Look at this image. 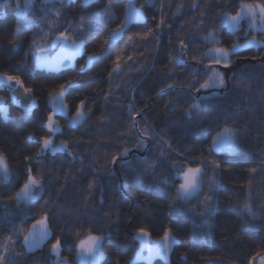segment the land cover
Segmentation results:
<instances>
[{
    "label": "trees",
    "instance_id": "16d2710c",
    "mask_svg": "<svg viewBox=\"0 0 264 264\" xmlns=\"http://www.w3.org/2000/svg\"><path fill=\"white\" fill-rule=\"evenodd\" d=\"M8 1L0 0V77H15L25 92L31 89L27 93L35 108L29 117L16 104H9L8 118L0 112V154L11 173L10 183L0 180V256L18 264H51L56 239L78 244L88 235H99L105 236L100 264H128L139 247L133 239L138 228L146 229L155 241L172 229L179 245L171 264H252L264 255V48L231 55L227 89L208 96L192 117L184 115L195 103L189 93L197 96L194 89L210 75L204 71L210 64L205 53L215 46L205 38L219 36L225 49L243 44L249 37L246 24L243 30L230 32L222 27V14L235 15L240 3L253 0H152V4L137 0L132 4L143 11L145 21L125 29L109 51L106 41L125 22V0L123 5L120 0H98L86 11H81L82 0H76L41 5L29 13ZM194 4L198 6L193 8ZM96 13L106 15L98 30L89 32L88 23L98 19ZM161 20L164 24L158 27ZM62 32L75 41L82 33L89 36L83 54L65 71L36 68L35 58L50 54ZM181 52L187 64L173 59ZM94 53L104 59L82 72ZM117 56L120 70L113 71ZM69 81L77 82L65 95L70 114H76L81 100L87 114L84 124L75 128L53 114L49 104L59 85ZM168 85L173 90L161 91ZM1 98H8L4 89ZM49 114L60 129L54 143L65 144L67 151L37 157L41 137L49 134L45 127ZM133 120L138 123L133 125ZM224 129L238 132L237 153L213 152V139ZM141 136L149 143L147 149L137 147ZM125 148L132 150L128 162L113 164V157ZM174 166L202 168L206 178L212 168L218 170L220 189L210 244L196 240L200 228L170 211L184 205L177 195L183 181L172 175ZM26 172L43 185L41 196L16 210L4 206L2 202L28 181ZM164 178L171 183L161 185ZM246 204L254 216L244 211ZM7 214L12 220L4 226ZM45 216L50 218L46 226L52 235L29 252L21 241ZM76 249L63 247L61 256L79 264Z\"/></svg>",
    "mask_w": 264,
    "mask_h": 264
},
{
    "label": "snow or ice",
    "instance_id": "6c2138e0",
    "mask_svg": "<svg viewBox=\"0 0 264 264\" xmlns=\"http://www.w3.org/2000/svg\"><path fill=\"white\" fill-rule=\"evenodd\" d=\"M42 4L44 6L54 4L56 2H59L61 4H64L66 0H41ZM75 0H67V3L71 4L74 3ZM98 3V0H83V8L81 11H86L90 5L95 6ZM121 5H123V0H120ZM149 4H152V0H149ZM198 5H193V8L197 7ZM19 8V5L17 6ZM109 8L112 7V5H108ZM54 13L56 15H59V12L55 9H53ZM20 15H23V12L19 13ZM98 19L96 21H89L88 23V29L89 32L96 29V26L99 25L101 22V19L106 15V13H96ZM111 18V17H110ZM84 17L81 16L79 19V23L83 25ZM144 15L141 11L132 8L130 5L126 8V17L125 22L120 26L119 29L115 30L113 33L110 34V38L108 41H106L107 49L106 51L111 50L114 45L115 41L119 39L122 33H124L125 29L129 27L130 24H132L134 21H143ZM248 22L249 29H255L257 31L264 32V0H253L251 3H240L238 5V10L235 15H231L228 13L222 14V26H227L231 32H235L236 30L240 29L241 24L243 21ZM59 21H54V23H57ZM164 24V21L161 20L160 24L161 26ZM98 30V29H96ZM151 35V32L148 33ZM89 39V36L87 34L82 33L81 40L79 42L76 41H70V37L65 33L62 32L59 37H57V42L60 44V48L63 52V56H58L56 58V63L59 64L64 58H72L75 57L78 53L81 52V50L84 48V45L86 44L87 40ZM209 41L213 43H219L218 40H216L215 36L213 34H210L209 37L205 38V43H208ZM262 42L257 41L253 39L252 41H249L250 45L259 46ZM183 47H187V45H183V42H181ZM241 46L239 44H234L231 49H225V48H212L208 50L205 53V57L208 59H212L215 61L216 64H220L221 61H224L223 67L227 68L230 66L228 63L229 58L231 55L237 54L238 49ZM183 52H181L180 57L173 58L174 60H178L180 64L184 65L187 64V61L183 58ZM104 59L103 55L94 53L92 56L88 57V63L86 64L85 68L81 71H90L91 66L93 62L99 63ZM131 59V57H129ZM120 60L121 57L117 56L116 60L113 61L114 68L113 71H119L120 70ZM191 67V66H189ZM205 73H210L208 75V79L200 85L199 88H195V93H200L201 90H208V89H218L223 88L226 86V81L224 79L223 74L214 68L212 65H208L204 67ZM193 75H198V73H190ZM8 81L14 82L17 78L9 76ZM198 82V81H197ZM77 82L69 81L67 84H60L59 85V92L54 97V104L53 107L55 110L59 111L60 113H64L66 115L67 109L66 106L63 103V98L65 93L68 91V89L72 88L74 85H76ZM173 90V85H168L167 89H161V91H171ZM28 93H31V89L26 90ZM189 96L192 100L195 101V103H192L190 107L185 111L184 115L186 117H192L194 112H197L202 109L203 101L207 99L206 96H196L189 93ZM30 98V97H29ZM85 107V101L81 100L80 103L76 106V116L75 118L70 121L72 125L80 124L85 119V113L83 111ZM129 110L131 111V106L129 107ZM54 114V113H53ZM53 114H49L45 127L47 128L50 135L41 137L40 143H41V150L39 153L36 154L37 157L47 153L52 152L56 153L57 151H67V146L62 145H54L52 142V139H50L51 135H55L56 132L60 131L58 126L53 121ZM138 121L133 120V125L137 124ZM146 135V133H145ZM237 142V136L235 135L233 130L225 129L223 133H219L217 135V139L213 141V144L216 146L217 150L220 149L221 145L227 144L230 148V150L235 151V144ZM149 146L148 141H146L142 136L138 138L137 141V147L147 149ZM132 155V150L130 148H125L123 152L117 156L113 157L112 163L116 164L117 161L121 162V166H124L128 162V157ZM27 159L31 160L32 157H27ZM216 164V166H219L218 162H213ZM151 167V166H150ZM30 171V170H29ZM147 171V169L145 170ZM29 176L28 181L23 185V188L21 189V192L18 194L17 200L19 202H28V201H35L37 199V192L43 191V185L40 184L39 181H37L35 178L31 177L29 172L25 173ZM0 175L4 177L5 180L9 177V169L5 162V158L2 154H0ZM137 174H134V176ZM172 175L180 176L182 178V183L179 184V188L177 189V195L180 197V199L187 202L189 198L193 196V194H197L200 188L202 187V181L200 180V177L204 175V170L202 168H192L188 167L187 169H184L183 167L174 166V172ZM127 181H125L126 183ZM215 183V181H213ZM171 181L168 178H164L161 180V185H168ZM210 197L206 198L205 203H207V200H209ZM173 213H184L187 211H191V209L186 208H173L170 210ZM244 211L249 215H255V213L252 212L249 205H244ZM205 212L209 215L212 214V209L206 208ZM21 214L26 216V213L21 210ZM49 217L45 216L43 219L37 221V224L33 225L32 232L24 236L21 244L22 246L26 247V250L31 252L33 249H36L40 247V245L49 237L52 235L50 230L47 228L46 224ZM10 221L7 220V215L4 217V226L7 225ZM205 227L211 228V224L205 220ZM172 229L168 228L165 230L162 240L160 242H157L155 245H152L148 243L147 241L144 242V246L148 247L150 256L148 257L151 259L152 255H160L166 253V251L170 247V240L172 243H176L174 238L171 237ZM150 233L144 229V228H138L137 233L133 236V239L135 240L137 237H139L141 240H143L144 237L149 236ZM203 237H207L211 235V232H205L202 234ZM105 240V236H99V235H88L86 239H82L79 241L78 244H76L74 241L69 242L67 239H65L63 242L60 239H56L55 243L51 246V253L58 256L60 251L63 247L66 246H72L77 247L80 250V257L81 259H89L91 264H98V261L103 256L102 252V244ZM5 253L9 251L8 247L5 246L4 249ZM14 252V250H12ZM86 253L87 256H84L83 254ZM0 264H18L17 261L12 259H6L5 256H0ZM59 264H67L66 260H61ZM262 264H264V259H262Z\"/></svg>",
    "mask_w": 264,
    "mask_h": 264
},
{
    "label": "rangeland",
    "instance_id": "374dc122",
    "mask_svg": "<svg viewBox=\"0 0 264 264\" xmlns=\"http://www.w3.org/2000/svg\"><path fill=\"white\" fill-rule=\"evenodd\" d=\"M82 2H83V0H82ZM57 3H59V2H57ZM63 5H69V3H67V0H66V2ZM21 6L22 7L20 8V10H25L26 11L29 8V6L27 7V5H25V7L23 5H21ZM245 24H246V27H247L246 35L249 34V37L247 38V40L243 44H239L241 47L238 49V51H240L242 49H246V48H256V49L264 48V32L257 31L255 29H249L248 22L246 20L242 22L240 29L236 30L233 33H237L239 31L243 30ZM222 27H225L226 29H228L230 31V29L227 26H222ZM218 37L219 36H216L215 38H216V40L219 41ZM253 39H255L257 41H261L262 43L259 46L250 45L249 41H252ZM71 41H73V40L70 39L69 42H71ZM76 42H79V41H76ZM214 46H215V48H222L219 45V43H214ZM83 52H84V48L81 50L80 53H78L75 57H73L74 60L78 56L82 55ZM58 56H63V52H62V50L60 48V44H59V42H57V38H56L54 44L52 45V50H51L50 54L48 53V55H40V56H37L35 58V61H34L35 67L38 68V69H46L48 64L50 62H54ZM87 63H88V60H87ZM228 63H229V61H228ZM223 64H224V61H221L220 64H216L214 60L210 59V64L209 65H212L214 68H216L217 70H219L223 74L224 79L226 81V86L223 87V88H218V89L201 90L200 93H197V96H206V97L209 96L210 98H212V97L222 93L225 89H227L229 78H230V75H231V66L225 68V67H223ZM2 80H3V78L0 77V90L4 89L8 93V98L7 99H2V98L0 99V112L2 113L3 117L8 118L9 104L21 105L22 108L25 111V114H24L25 117H29L31 115V113L33 112V109L35 108V102H34L33 98L27 92H25L20 86H18L17 88H12V87H9V86L5 85L2 82ZM58 92L59 91L55 92L50 98V103L49 104H50V107L53 110V113L65 117L68 120L69 126L72 127V128L82 126L86 119L80 124L72 125L70 123V121H72L75 118L76 114L71 115L70 112H69V108H68V106L66 104V101H65L66 93H65L64 98H63V103H64V105L66 106V109H67L66 115L64 113H60L59 111L54 109V107H53L54 97L56 96V94ZM83 111H84V109H83ZM85 116L87 118V114L86 113H85ZM224 130L221 131L220 133H223ZM230 130H233L235 135L237 136V142L235 144V151L230 150V148H229V146L227 144L221 145L220 149L217 150L216 146L212 142V150H213V152H215V153L234 154V153H237L239 151L240 147H239V135H238V132L236 130H234V129H230ZM48 135H50V134H48ZM217 135L214 137L213 141L217 139ZM50 139H52V142H53L54 145H57V144L54 143V135H51ZM58 145H62V144H58ZM59 152H63V151L62 150L61 151H57L56 153H59ZM56 153L47 152V153L41 155V157H50L52 155H55ZM5 162H6V159H5ZM6 164H7V162H6ZM7 166H8V164H7ZM8 169H9V166H8ZM0 180H1V182L6 183V184L10 183V181H11L10 169H9V177H8V179L5 180L4 177L2 175H0ZM200 180L202 181V187L200 188L198 193L197 194H193V196L191 198H189L187 200V202H185L184 200L181 199L182 203L184 204L181 208L191 209V211H187V212H184V213H174V214L178 215V216H181V217H184L185 219L190 220L195 226L200 228L198 230V234L199 235L196 236V240H198L199 242H202V243L210 244L212 242V233H211L210 236H207V237H203L202 234L205 233V232H208V231L211 232V228L209 229V228L205 227V220H207L211 224V227H212L211 218L213 217L214 212H215L216 195H217L218 190L220 189V180H219L218 170L215 169V168H212L210 176L207 177V178H206V174L204 172V175H202L200 177ZM213 181H215V183ZM20 192H21V190L19 192H17V194L13 198H11V199H9L7 201H3L2 202L3 205L6 206V207H10V208L16 210V209H19V208H21L23 206H26V205L30 204V203L35 202L37 199H39V197L42 194V191H38L37 192V199L35 201L19 202L17 200V197H18V194ZM208 197H210V199L207 200V203H205V200ZM173 208H177V207L173 206L172 209ZM206 208L212 209V214L209 215L208 213H206L205 212ZM7 220L8 221L12 220V218L10 217L9 214H7ZM32 230H33V228H32ZM32 230L29 232V234L32 232ZM86 238H84V239H86ZM45 241L40 245V247L45 243ZM38 248L33 249L32 251H35ZM25 249H26V247H25ZM76 251H77L79 264H91L89 259H81L79 248H77ZM83 255L87 256L86 253H84ZM103 259H104V255L100 258V260L98 261V264H100L103 261ZM262 259H264V255H261L258 258H256V260L260 261V262H262ZM61 260H66V259H64L61 256V252L59 253L58 256L52 254L51 264H59V262ZM66 262H67V264H70L67 260H66Z\"/></svg>",
    "mask_w": 264,
    "mask_h": 264
},
{
    "label": "water",
    "instance_id": "95a60500",
    "mask_svg": "<svg viewBox=\"0 0 264 264\" xmlns=\"http://www.w3.org/2000/svg\"><path fill=\"white\" fill-rule=\"evenodd\" d=\"M125 1H127V7L130 5L132 8L137 9L143 13L142 10L138 9L136 6L132 4L133 2L137 0H125ZM144 21H145V16H144L143 21H134L129 26L133 24H140V23H143ZM73 66H74V61L72 58H64L59 64L56 63V60L54 62H50L47 68L55 72H60V71H65L67 69H70ZM2 82L5 85L12 87V88H17L19 85L17 81L10 83L8 79H3ZM171 237L174 238L176 243H172L170 240V247L166 251V253L160 254V255H152L151 259L148 258L150 256V253H149L148 247L144 246V242L147 241L148 243L155 245L157 242H160L162 239L159 241H155L150 237V235L147 237H144L143 240L137 237L135 240L137 241L139 247H138V250L135 252L134 258L128 264H154L155 262H161L163 264H171V257H172L173 251L179 245V242L172 234H171ZM252 264H262V262L256 260L252 262Z\"/></svg>",
    "mask_w": 264,
    "mask_h": 264
},
{
    "label": "flooded vegetation",
    "instance_id": "af4514ba",
    "mask_svg": "<svg viewBox=\"0 0 264 264\" xmlns=\"http://www.w3.org/2000/svg\"><path fill=\"white\" fill-rule=\"evenodd\" d=\"M8 2L10 4H14L16 6H18V5H23L24 7H25V5H27V7L29 6V8L26 10L27 13H29L33 8H37L41 5H43L41 0H9ZM72 59L75 63L76 59L74 60L73 57H72Z\"/></svg>",
    "mask_w": 264,
    "mask_h": 264
},
{
    "label": "bare ground",
    "instance_id": "6f19581e",
    "mask_svg": "<svg viewBox=\"0 0 264 264\" xmlns=\"http://www.w3.org/2000/svg\"><path fill=\"white\" fill-rule=\"evenodd\" d=\"M207 165V164H206ZM185 169V168H184Z\"/></svg>",
    "mask_w": 264,
    "mask_h": 264
}]
</instances>
